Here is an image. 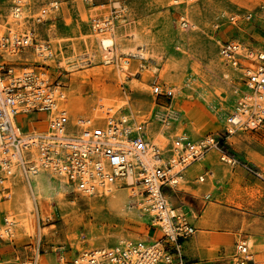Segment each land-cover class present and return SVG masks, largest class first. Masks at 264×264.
<instances>
[{
	"label": "rangeland",
	"instance_id": "rangeland-1",
	"mask_svg": "<svg viewBox=\"0 0 264 264\" xmlns=\"http://www.w3.org/2000/svg\"><path fill=\"white\" fill-rule=\"evenodd\" d=\"M14 1L0 0V34L15 33L9 29L14 24ZM25 1L27 17L18 33L35 29L38 42L50 44L54 56L46 62V72L60 87L59 93L66 95L63 106L70 112V122L93 117L97 119L94 126L103 124L99 119L107 117L108 111L117 117L129 115L136 122H147L150 133L162 129L169 136L162 147L183 135L195 141L214 135L220 140V150L261 173L259 177L222 161L223 153L213 149L210 157L208 154L196 162L197 169L190 168L194 163L188 166L167 194L171 206L185 212L196 226L191 237H213L207 247V260L196 263L233 264L237 242L248 239L253 264H264V124L234 133L228 130L226 119L244 82L240 70L226 64L219 53L221 42L227 40L264 46V0H93L87 2V20L77 11L74 0H66L67 10L52 5L61 0ZM46 8L49 11L42 15ZM248 12L254 14L252 22L234 23L230 19ZM38 17H42L41 23ZM106 18L114 21L121 44L110 63L102 59L95 38L100 32L95 29V21ZM253 31H257L254 37ZM139 45L145 46L147 59L126 54L122 48ZM28 52L37 51L34 47L24 48L14 53L22 58L5 54L3 61L17 70L45 66L40 55L27 60ZM62 54L77 55V63L91 61L74 69L60 68L57 64ZM81 54L86 56L80 58ZM124 60L128 66L122 76ZM155 85L171 88L174 97L155 95ZM165 115L170 116L166 127L160 122ZM49 120L43 114L19 119L25 133L48 132ZM208 161L212 162V171L203 173L198 167ZM47 176V172L42 173L45 180ZM202 176L205 179L199 180ZM19 177L3 180V187L8 189L4 197L0 194V264H75L91 250L162 236L155 217L138 212V202L131 203L134 209L121 212L111 206L103 191L84 195L72 188L68 193L60 186L47 188L37 193L35 210L20 212V207H26L18 197L27 183ZM31 182L35 188V178ZM128 187L132 192L136 190L125 182L117 185L119 190ZM11 216L17 224L11 234H3L6 219ZM28 221L34 226L32 233L24 226Z\"/></svg>",
	"mask_w": 264,
	"mask_h": 264
},
{
	"label": "built area",
	"instance_id": "built-area-1",
	"mask_svg": "<svg viewBox=\"0 0 264 264\" xmlns=\"http://www.w3.org/2000/svg\"><path fill=\"white\" fill-rule=\"evenodd\" d=\"M25 2L14 1V21L21 20ZM262 9L264 17V7ZM253 18L252 12L230 17L234 23L252 22ZM37 22L41 23L42 17H38ZM29 47L39 52L45 66L17 70L18 67L3 61L7 52L16 53ZM219 53L226 64L240 70L244 82L237 103L226 119L227 124L234 130L257 129L264 124V46L259 48L254 43L227 40L221 42ZM53 56L49 43L38 42L35 29L16 35L9 31L0 34V171L9 173L12 168L13 161L7 155L9 151L21 153L31 146L33 136L22 130L20 117L30 114L52 116L48 121V130L52 132L44 131L47 135H37L40 137L38 150L41 160H33L29 152L16 161L27 175L41 169L50 170L64 177L74 191L84 195H93L114 184H128V178L132 176L143 185V193L151 200L150 206L156 205L154 217L162 232L160 239L127 240L102 252L101 249L89 251L88 264H198L187 261L183 254V242L193 236L197 228L185 212L174 209L173 213L167 209L166 195L177 185L173 182L175 176L184 173L191 164L203 161L211 150H220V140L214 135L199 141L178 137L176 142L171 141L162 147L150 139L147 122H136L129 115L117 117L109 111L107 117L99 119L103 124L81 126L83 135H63L61 132L71 117L68 108L58 107L56 85L46 72V62ZM153 93L168 99L174 97L171 88L160 85L154 86ZM168 117H160L162 126L169 124ZM83 121H79L78 126ZM220 151L223 153L222 161L262 177L251 165L241 164ZM176 167L179 170L174 171ZM1 178L0 194L4 197L8 189L3 187L6 175H1ZM204 179L205 176L199 177V180ZM250 249L248 239L238 241L233 264H253ZM96 254L99 255L96 257ZM76 260L75 264H78Z\"/></svg>",
	"mask_w": 264,
	"mask_h": 264
},
{
	"label": "bare ground",
	"instance_id": "bare-ground-1",
	"mask_svg": "<svg viewBox=\"0 0 264 264\" xmlns=\"http://www.w3.org/2000/svg\"><path fill=\"white\" fill-rule=\"evenodd\" d=\"M74 2H76L77 11L79 12V14L83 18V20H87L89 18V10L87 7L88 1L74 0ZM67 3L68 2L66 0H61V2H55V3L53 2L52 5H57V6L61 5V7L62 6L64 7V10H67V7H68ZM89 3H91V2H89ZM116 5H119V3H116ZM25 7H26V5L24 4L23 8L25 11H24V14L22 15L21 20L18 22L14 21L13 26L11 28L8 27L10 30L15 31V33H11L12 35L18 34L19 29L23 28V26L25 25V19L27 17ZM46 11H49V10L47 8L45 10H43L42 15H45L47 13ZM66 14H64V15H66ZM95 27H96L95 28L96 30L98 29L97 31H100V32H98V34H96L95 38L101 46V51H100L101 57H102V59H104V61L106 63H110L111 61H113L115 59L116 52L121 50V48H120L121 44L119 42V34L116 32V29H115L116 27L114 25V21L111 20L110 18H106L103 20L99 19V20L95 21ZM16 30H17V32H16ZM122 48H123V51L126 52V54H131L132 56H140V57L146 58V59L148 58L147 50H146L144 45L128 46V47H122ZM6 54H7V56H9L10 58H13V59H15V58L20 59L23 57V55H21L19 53L18 54H14V53L12 54V53L7 52ZM38 55H40L39 52H36V53H33V52L29 53L28 52V54L26 55L25 58L28 60V59L36 57ZM85 56H86V54L79 55L80 58H83ZM77 59H78L77 55L65 57L62 54L61 59H60V63H58L57 65L60 68L63 66H67L68 69H74V68H78L80 65L87 64L88 62L91 61V59H87V60H84L82 62L77 63L76 62ZM50 60H48V61L50 62ZM69 63H71V64H69ZM127 66H128V61L124 60L122 63V66H121V70H120L122 76H123L124 70L127 69ZM143 66H144V64H143ZM231 68H234V67H231ZM234 69H236V68H234ZM154 71L156 72V71H158V69L154 68ZM59 88H60L59 86L58 87L56 86V88H55V97L57 98L58 107L63 108L64 107L63 101L65 100L66 96L64 97V95H65L64 93H59L60 92ZM62 97H64V98H62ZM49 118L52 119L53 117L49 116ZM81 120H83V119H79L77 123L69 122L65 126L64 131L61 133L63 135H69V136H72V135L81 136V135H83V133L81 132V129H80L81 126L86 128V127L92 126L93 121L94 122L97 121V119H95V118L93 119V117L86 118L78 126V123ZM14 122H15V120H14ZM16 122H17V119H16ZM51 132H52L51 129H49V131L46 133H51ZM230 132L234 133V129H232L231 127H230ZM40 133H42V132L28 133L30 136H33V137H31V139H30L31 146H27L26 151L21 152V153L15 152L12 150L9 151V153L7 155L9 157H11V159L13 161L12 168L9 169L10 170L9 173L8 172L3 173L2 171H0L1 173L6 175V178L8 177L9 179H11V178H13L14 175H16V176H20L19 177L20 181H22L24 179L25 182L27 183L26 186H24L22 188V190L20 191L21 193L19 194V197H18L19 201L22 200L25 204V207H26V208L20 207V209H19L20 212L30 211V209H33V208L35 210V201L34 200L37 197H39L37 195V193L41 194L47 188L52 189L53 187H59L60 186L62 189L66 190L67 193L69 191L68 189L71 188V186L67 183V180L55 172H52L50 170L41 169L37 173H32V174L27 175L24 172V170L22 169V167L16 162L21 156L26 157L28 155L27 153H29V152H30L29 155L32 157L33 160H35L37 162H39L41 160V154L39 153V150H38V144H39L40 137H38L37 135H47V134H44V132H43V134H40ZM58 133H60V132H58ZM150 135H151V138H152L151 140L153 141V143H158L159 145H163L166 141H168V138H169V136L165 135V133H164V131H162V129L159 132H152V133H150ZM179 137L185 138L186 136L183 135V136H179ZM225 158L228 159V157H225ZM176 170H179V168L176 167L174 171H176ZM45 172L48 173L47 180H45L42 177V173H45ZM34 178L36 181L35 188L33 187L32 182H31V180H33ZM182 178H183V175H181V173H179L177 176L174 177V181H173L174 184H177L179 182V179H182ZM0 180H1V178H0ZM128 184L134 185L136 190H134L132 192L131 191L132 188H130V187L119 190L117 188L118 184L111 185L106 190H103V192L106 193L107 196L109 197V202H110L111 206H113L116 209H119L121 212H126L127 210L134 209L135 206H132L131 203H133V201H136V203L138 202L139 206L142 207V209H141V207L138 208V212L141 211L142 214H143V212H145L146 214H149V216H152V217L155 216L156 215L155 214L156 213V210H155L156 205L153 203L154 206H152V207L150 206L151 200L149 198H147V196H145V194L143 193V188H144L143 185L136 182L135 178H133L132 176L128 178ZM31 190H32V192H31ZM100 191H102V190H100ZM100 191H99V193H100ZM61 193L62 192H59V194H61ZM131 197H133V199ZM166 201H167V209L171 210L174 213V208L171 206V202L168 199V195H166ZM136 203H134V204H136ZM175 210L179 211L178 209H175ZM6 221H7L6 222L7 224H6V227H4V229L2 231L3 234H7L9 231L13 230L14 225L17 224V221L14 218V216L8 217L6 219ZM24 226H25L26 230L29 231L30 233H32V230H34L33 229L34 226L31 225L29 223V221L26 222ZM249 244H252V243L249 241ZM104 249H108V248H101V250L100 249H98V250L95 249V250H97V251L100 250V252H102ZM91 251H93V250H91ZM100 252H99V254H100ZM99 254H96V257ZM89 259H90L89 253L87 252V253L81 255L76 260V263L88 264Z\"/></svg>",
	"mask_w": 264,
	"mask_h": 264
},
{
	"label": "crops",
	"instance_id": "crops-1",
	"mask_svg": "<svg viewBox=\"0 0 264 264\" xmlns=\"http://www.w3.org/2000/svg\"><path fill=\"white\" fill-rule=\"evenodd\" d=\"M259 25V24H258ZM259 30V28H255L254 30ZM257 31H253V37L255 36V33ZM209 153V157H210ZM216 154L212 155V158H214ZM208 157V156H207ZM197 163H194L193 166L191 165L190 168H196L195 165ZM212 162L208 161L207 164L201 165L198 167V169L201 167L203 168V173L212 171ZM188 168L187 171L190 169ZM197 169V168H196ZM186 171V172H187ZM202 173V174H203ZM210 173V172H209ZM208 173V174H209ZM170 191V190H169ZM168 195V194H167ZM169 197V196H168ZM179 209V208H178ZM152 239H155V237H152ZM213 240V237L206 236V238H203L201 235H195L194 237L188 238L183 242V254L185 256V259L187 261H194V262H201L202 260H207L209 251L207 249L208 244Z\"/></svg>",
	"mask_w": 264,
	"mask_h": 264
}]
</instances>
